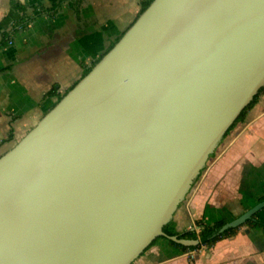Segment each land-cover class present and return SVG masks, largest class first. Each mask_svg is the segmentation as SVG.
Segmentation results:
<instances>
[{"label":"water","instance_id":"obj_1","mask_svg":"<svg viewBox=\"0 0 264 264\" xmlns=\"http://www.w3.org/2000/svg\"><path fill=\"white\" fill-rule=\"evenodd\" d=\"M264 87V0H152L0 156V264H132ZM264 199L210 235L240 227Z\"/></svg>","mask_w":264,"mask_h":264},{"label":"crops","instance_id":"obj_2","mask_svg":"<svg viewBox=\"0 0 264 264\" xmlns=\"http://www.w3.org/2000/svg\"><path fill=\"white\" fill-rule=\"evenodd\" d=\"M54 1L0 0V156L110 50L147 0H64L47 12ZM222 143L174 214L179 233L230 222L264 196V93ZM257 217L264 222V208ZM194 250L158 238L132 264H264V227L245 223L192 259Z\"/></svg>","mask_w":264,"mask_h":264},{"label":"trees","instance_id":"obj_3","mask_svg":"<svg viewBox=\"0 0 264 264\" xmlns=\"http://www.w3.org/2000/svg\"><path fill=\"white\" fill-rule=\"evenodd\" d=\"M64 0H55L54 2H53V4H52V6H51V8H49L48 10H46L47 12H50V13H55L59 8H60V6H61V4H62V2H63ZM152 2V0H147L146 2H145V4L143 5V8H142V11H144L147 7H148V5L150 4ZM44 12V10L43 9H41V10H39L38 12H37V15L38 14H41V13H43ZM119 40V38L112 44V46H111V48L113 47V45L117 42ZM110 48V49H111ZM101 58V57H100ZM99 58V59H100ZM98 59V60H99ZM98 60H96V62L98 61ZM95 62V63H96ZM94 63V64H95ZM93 64V65H94ZM92 67H89V68H87L86 70H85V73H84V75L85 74H87L89 71H90V69H91ZM264 93V87L260 90V92L258 93V95L257 96H255V99L251 102V104L242 112V114L240 115V117L237 119V121L233 124V126L228 130V132L226 133V135H225V137L228 135V133L231 131V129L237 124V123H239L240 121H242L244 118H245V116H246V114L248 113V111L250 110V109H252L253 108V106L257 103V101L259 100V97L262 95ZM61 98V97H60ZM59 98V99H60ZM56 104V103H55ZM54 104V105H55ZM215 154V153H214ZM214 154H212L211 155V157L210 158H212L213 156H214ZM204 171V170H203ZM203 171L201 172V175H202V173H203ZM200 175V176H201ZM199 176V177H200ZM264 199V196H262L259 200L260 201H262ZM258 214V213H257ZM257 214H255L253 217H252V219L250 220V221H248V222H246V223H251L252 225H257V226H261V227H264V222L263 221H261L260 219H258V217H257ZM227 222L226 221H218V222H216V223H214V224H202V223H198V226L196 227V229L197 228H199L200 230H199V232L195 229V230H190V231H186V232H184V233H179L177 230H176V228H175V225H174V221L172 220L171 222H169L165 227H164V231L168 234V235H171V236H173V235H178L179 237H181V238H190V239H200V244L198 245V246H193V247H186V246H183V245H181V244H179V243H176V242H174V241H170L169 240V242L170 243H172V244H174V245H176V246H178V247H180V248H182V249H189V250H193V249H196L197 247H199L200 245H204V246H208V247H210V246H212L213 244H215L218 240H220V239H223V238H228V237H232V236H234V235H236L237 233H238V231H239V227H236V228H232V229H230V230H226V231H224L223 233H221L220 235H218V236H213V237H211L210 238V235L214 232V230L215 229H217V228H220V227H222V226H224L225 224H226ZM160 238H164V237H160Z\"/></svg>","mask_w":264,"mask_h":264},{"label":"rangeland","instance_id":"obj_4","mask_svg":"<svg viewBox=\"0 0 264 264\" xmlns=\"http://www.w3.org/2000/svg\"><path fill=\"white\" fill-rule=\"evenodd\" d=\"M235 126H236V125H235ZM235 126H234L233 128H235ZM233 128L231 129V131L233 130ZM231 131H230V132H231ZM230 132H229V133H230ZM229 133H228V134H229ZM225 138H226V137H225ZM223 144H224V142H223L221 145L223 146ZM221 145H220V146H221ZM220 146L218 147V149H217V151H216V153H215V156L217 155V153L220 152V148L222 147V146H221V147H220ZM215 156H214L213 158H210V160H209L208 163H207V166H208V164H209L210 162H213ZM206 168H207V167H206ZM206 168H205V170H206ZM205 170H204V171H205ZM204 171H203V172H204ZM199 178H200V177H199ZM199 178H198V180H199ZM259 190H260V188L257 189V191H259Z\"/></svg>","mask_w":264,"mask_h":264},{"label":"built area","instance_id":"obj_5","mask_svg":"<svg viewBox=\"0 0 264 264\" xmlns=\"http://www.w3.org/2000/svg\"><path fill=\"white\" fill-rule=\"evenodd\" d=\"M199 228H197V231L199 232ZM200 247V246H199ZM199 247H197L194 251H192V252H190V258H192V259H195V257H196V250L199 248Z\"/></svg>","mask_w":264,"mask_h":264}]
</instances>
